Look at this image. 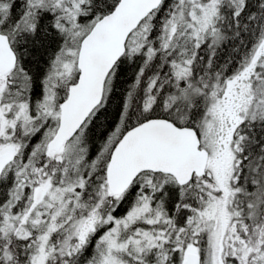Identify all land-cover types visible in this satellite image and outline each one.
Returning <instances> with one entry per match:
<instances>
[{
    "label": "snow or ice",
    "instance_id": "snow-or-ice-1",
    "mask_svg": "<svg viewBox=\"0 0 264 264\" xmlns=\"http://www.w3.org/2000/svg\"><path fill=\"white\" fill-rule=\"evenodd\" d=\"M0 264H264V0H0Z\"/></svg>",
    "mask_w": 264,
    "mask_h": 264
}]
</instances>
